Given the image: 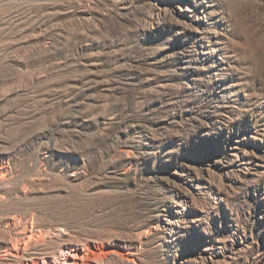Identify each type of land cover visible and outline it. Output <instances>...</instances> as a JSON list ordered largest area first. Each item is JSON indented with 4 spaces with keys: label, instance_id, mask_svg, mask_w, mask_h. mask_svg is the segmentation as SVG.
<instances>
[{
    "label": "rangeland",
    "instance_id": "rangeland-1",
    "mask_svg": "<svg viewBox=\"0 0 264 264\" xmlns=\"http://www.w3.org/2000/svg\"><path fill=\"white\" fill-rule=\"evenodd\" d=\"M95 258L264 264V0H0V264Z\"/></svg>",
    "mask_w": 264,
    "mask_h": 264
},
{
    "label": "bare ground",
    "instance_id": "bare-ground-1",
    "mask_svg": "<svg viewBox=\"0 0 264 264\" xmlns=\"http://www.w3.org/2000/svg\"><path fill=\"white\" fill-rule=\"evenodd\" d=\"M176 218H174L173 220L175 221ZM91 264H103L100 260H98L97 258L93 259Z\"/></svg>",
    "mask_w": 264,
    "mask_h": 264
}]
</instances>
